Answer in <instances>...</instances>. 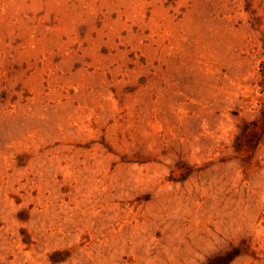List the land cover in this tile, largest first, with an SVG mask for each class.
Wrapping results in <instances>:
<instances>
[{
	"label": "rangeland",
	"instance_id": "374dc122",
	"mask_svg": "<svg viewBox=\"0 0 264 264\" xmlns=\"http://www.w3.org/2000/svg\"><path fill=\"white\" fill-rule=\"evenodd\" d=\"M0 264H264V0H0Z\"/></svg>",
	"mask_w": 264,
	"mask_h": 264
}]
</instances>
